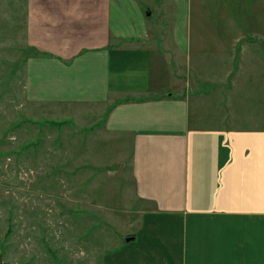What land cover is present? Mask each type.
<instances>
[{
    "label": "crops",
    "instance_id": "crops-1",
    "mask_svg": "<svg viewBox=\"0 0 264 264\" xmlns=\"http://www.w3.org/2000/svg\"><path fill=\"white\" fill-rule=\"evenodd\" d=\"M173 1L172 58L144 45L150 26L136 0H0L12 9L1 23L32 50L31 103L82 120L107 114L104 141L118 145L114 161L130 168L136 199L151 206L149 234L156 230L126 249L158 247L165 264H264V37L194 36L204 0ZM249 49L258 55L252 73ZM203 85L210 89L199 92Z\"/></svg>",
    "mask_w": 264,
    "mask_h": 264
},
{
    "label": "rangeland",
    "instance_id": "rangeland-1",
    "mask_svg": "<svg viewBox=\"0 0 264 264\" xmlns=\"http://www.w3.org/2000/svg\"><path fill=\"white\" fill-rule=\"evenodd\" d=\"M136 1L150 26L144 45L174 57L177 5ZM8 13L0 7V264H165L154 254L158 247L126 249L133 237L152 239L156 230L149 234L151 206L136 199L130 168L114 161L118 145L104 141L107 114L88 112L82 120L31 103L25 70L32 50L13 23H1ZM202 21L208 26L199 30ZM191 31L223 32L231 41L243 33L264 37V0H204L194 8ZM237 49L229 53L230 68H237ZM257 58L247 50L251 73Z\"/></svg>",
    "mask_w": 264,
    "mask_h": 264
},
{
    "label": "water",
    "instance_id": "water-1",
    "mask_svg": "<svg viewBox=\"0 0 264 264\" xmlns=\"http://www.w3.org/2000/svg\"><path fill=\"white\" fill-rule=\"evenodd\" d=\"M148 13H150V12H148Z\"/></svg>",
    "mask_w": 264,
    "mask_h": 264
}]
</instances>
